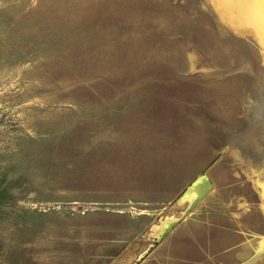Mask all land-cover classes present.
<instances>
[{
  "label": "rangeland",
  "instance_id": "rangeland-1",
  "mask_svg": "<svg viewBox=\"0 0 264 264\" xmlns=\"http://www.w3.org/2000/svg\"><path fill=\"white\" fill-rule=\"evenodd\" d=\"M194 7L0 0V264H264L260 45Z\"/></svg>",
  "mask_w": 264,
  "mask_h": 264
},
{
  "label": "water",
  "instance_id": "water-1",
  "mask_svg": "<svg viewBox=\"0 0 264 264\" xmlns=\"http://www.w3.org/2000/svg\"><path fill=\"white\" fill-rule=\"evenodd\" d=\"M193 1L195 7L192 10V14L191 16H189L187 13L186 14H180V18L182 17V20L179 21L180 18H176L173 17L176 22V31L180 30V26L179 25H185L184 27H186V23L185 21H187V19L191 20L190 22L194 23L195 27H199L200 25L205 24V26L208 28V30L210 31L212 37L218 39L223 40V42L225 41H230V42H240L239 39H237L236 37H234L233 33H232V29L228 26V23L225 22L224 18L220 15L218 8L215 6L214 2L212 0H191ZM204 6L205 10H202L201 8L198 7V5ZM186 5H184L183 7L186 9L185 7ZM173 7L175 9H180L181 6L180 5H173ZM184 8H181L183 10H185ZM180 9V10H181ZM188 11V10H186ZM159 14L163 15L164 20L168 21V19H166V15L163 14V12L159 11ZM182 13V12H181ZM166 14V13H165ZM174 16V15H173ZM161 17V16H160ZM189 24V22H188ZM166 23H164V27H166ZM167 29V28H166ZM159 34H166V30H159ZM184 32V31H183ZM221 34H225L226 38H222ZM249 40V39H248ZM249 49H246V51ZM252 52L251 54H254L255 56L258 57L259 62H261V67H260V73L264 74V65L262 62V53L260 51V48H258V45L256 44V42L254 41V48L252 47ZM183 49L179 50L178 52V57L180 58V66L178 69H181V71H183L186 67V60L185 58H183ZM176 67V68H177ZM182 76H179V79L181 80H195L198 81L201 79V75L200 74H196V75H190V74H186ZM262 86H264V80L262 83ZM206 178L205 177H198L197 179H195L192 184L188 187L186 193L183 195L182 200H187V202H189V206H192L193 204H195L205 193L204 191V187L206 186ZM197 186V187H196ZM202 186V188H201ZM197 188H199V193L195 196V198H190V194L196 192ZM197 193V192H196ZM195 194V193H194Z\"/></svg>",
  "mask_w": 264,
  "mask_h": 264
},
{
  "label": "bare ground",
  "instance_id": "bare-ground-1",
  "mask_svg": "<svg viewBox=\"0 0 264 264\" xmlns=\"http://www.w3.org/2000/svg\"><path fill=\"white\" fill-rule=\"evenodd\" d=\"M220 15L234 28H246L254 34L260 45L264 63V0H212ZM197 187V186H196ZM202 188V186H201ZM264 213V184L260 185ZM191 193L196 196L199 193ZM190 194V195H191Z\"/></svg>",
  "mask_w": 264,
  "mask_h": 264
},
{
  "label": "trees",
  "instance_id": "trees-1",
  "mask_svg": "<svg viewBox=\"0 0 264 264\" xmlns=\"http://www.w3.org/2000/svg\"><path fill=\"white\" fill-rule=\"evenodd\" d=\"M140 9V8H139ZM184 35L187 37L189 36L188 38H195L196 37V34H190L188 35V33H184Z\"/></svg>",
  "mask_w": 264,
  "mask_h": 264
}]
</instances>
